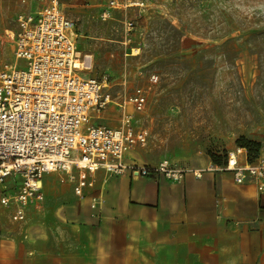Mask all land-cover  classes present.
<instances>
[{"label":"rangeland","instance_id":"obj_1","mask_svg":"<svg viewBox=\"0 0 264 264\" xmlns=\"http://www.w3.org/2000/svg\"><path fill=\"white\" fill-rule=\"evenodd\" d=\"M57 1L74 24L77 51L92 56L88 76L108 83L103 95L110 102L95 125L119 127L123 114L133 112L129 104L119 106L135 89L144 92V111L133 115L149 137L145 147L131 151L134 161L168 160L190 174L221 171L212 154L222 159L243 142L264 146V0H142L140 9H107L110 0ZM48 3L0 0L2 61L14 62L10 32L17 29V16ZM74 184L66 174L44 175L45 212L74 205L65 195L74 194ZM30 206V212H41Z\"/></svg>","mask_w":264,"mask_h":264},{"label":"built area","instance_id":"obj_2","mask_svg":"<svg viewBox=\"0 0 264 264\" xmlns=\"http://www.w3.org/2000/svg\"><path fill=\"white\" fill-rule=\"evenodd\" d=\"M30 14H19L17 29L10 32L14 42L13 64L0 59V185L7 178H20L12 194H0V206L13 208L15 222L26 220L31 204L44 200L42 177L66 174L75 181L74 194L82 197L92 189L96 173L106 176L129 175L131 178L162 176L180 182L189 171L168 160L154 165L127 162L126 156L137 147H145L148 130L138 127L133 113L143 112L146 97L137 88L129 104L133 112L123 114L117 128L95 125L110 102L103 95L106 78L88 76L93 68L91 55L77 51L74 24L58 9L57 0ZM168 1V0H167ZM143 8L142 0H110L107 9ZM109 18V12L102 19ZM130 29L132 22H124ZM24 62L23 69L16 62ZM151 76L150 83H155ZM221 171L230 172L237 185L249 184L264 193V147L250 162L247 152L235 148L227 154ZM200 178L202 170H192ZM101 200L93 197L91 210Z\"/></svg>","mask_w":264,"mask_h":264},{"label":"crops","instance_id":"obj_3","mask_svg":"<svg viewBox=\"0 0 264 264\" xmlns=\"http://www.w3.org/2000/svg\"><path fill=\"white\" fill-rule=\"evenodd\" d=\"M130 155L127 162L144 164ZM204 169L180 182L99 171L82 201L68 191L74 205L45 212L44 196L35 204L41 212L29 206L24 222L0 206V264H264V193ZM17 179L7 178L0 194L14 193Z\"/></svg>","mask_w":264,"mask_h":264},{"label":"trees","instance_id":"obj_4","mask_svg":"<svg viewBox=\"0 0 264 264\" xmlns=\"http://www.w3.org/2000/svg\"><path fill=\"white\" fill-rule=\"evenodd\" d=\"M238 147L244 149L247 152V157L250 162H253L257 158L261 149V147H258L256 144L251 142L240 143V146ZM227 154H225L222 159L218 158L215 154H212L211 160L215 165L223 167L226 164Z\"/></svg>","mask_w":264,"mask_h":264},{"label":"bare ground","instance_id":"obj_5","mask_svg":"<svg viewBox=\"0 0 264 264\" xmlns=\"http://www.w3.org/2000/svg\"><path fill=\"white\" fill-rule=\"evenodd\" d=\"M133 52H134V53H137V49H134Z\"/></svg>","mask_w":264,"mask_h":264}]
</instances>
